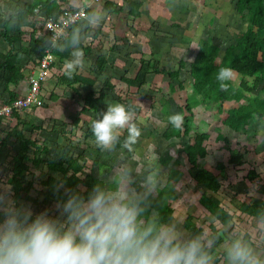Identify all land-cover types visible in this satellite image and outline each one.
Here are the masks:
<instances>
[{"label": "rangeland", "instance_id": "obj_1", "mask_svg": "<svg viewBox=\"0 0 264 264\" xmlns=\"http://www.w3.org/2000/svg\"><path fill=\"white\" fill-rule=\"evenodd\" d=\"M25 1L0 0V5L3 6L0 13L9 15L12 13V9L24 5ZM113 1H116V7L122 6L121 14H108L102 9L103 3L98 9V18L90 19L87 15L84 22L89 24L91 28L100 27L102 35L99 38L104 41L102 50L108 55V68L102 73L103 75L96 77L97 82L94 87L76 85L75 89L79 93L71 88H64L63 90L61 86H57L54 91L55 99L49 97V91L55 79L51 77L52 74L48 76L49 88L48 92L44 93L45 98L43 99L46 105L38 109L33 108L29 112H21V117L29 121V126L23 129L25 136L36 137L32 128L39 125L43 126L41 134L45 135L44 137L48 141L47 145L50 148L49 156L42 155L40 157L43 161L46 158L56 160L68 152L79 153L86 150L91 159L95 158L101 163L104 162L102 170H99L98 167L93 168L90 173L91 178L102 180L109 191L124 194L137 203L145 201L144 207L149 209V218L152 219L157 217L158 212L154 208L153 200L148 201L147 198L151 196L152 199H156L158 191L164 188L169 178L173 164L179 160L184 181L179 182L180 188L177 193L179 198L173 206L174 214L171 224L168 223L165 226L172 228L179 239L183 241L189 235L183 227L184 221L189 214H193L197 217V225L205 229V236L200 238L202 243L211 242V225H215L223 233L225 243L232 244L236 241L235 238L238 240L247 237L251 241H256L258 239L256 238V231H254L256 235L253 234V237L247 231V229L250 230V227H254V220H247L243 216V221H239L241 212L235 206L243 201L253 199L252 193H259L256 179L250 182L244 178L249 174V171H254L258 175L257 180L264 184L262 174L264 170V123L261 120L254 124L249 121L250 123L244 131L237 132L222 123L227 118L228 106L222 109L223 113H219L216 104L203 101L201 96H197L200 103L193 107L191 135L181 139L173 138L170 141L164 139L162 135L168 127L169 116L179 113V107H184L187 98L193 95V80L189 75V65L197 53L198 42L201 39L211 40L221 48V55H223L227 47L235 44L236 35L246 30L247 21L237 13L234 0H134L141 3L138 10L140 14L138 15L136 13L131 14L130 7L123 0ZM70 2L74 7L81 6L78 0H70ZM154 4L158 6L155 10L156 13L149 12V8ZM97 21L101 24L100 26H97ZM93 33L91 32L92 35ZM80 41H84V43L77 45L76 49H82L83 46H87L91 42L89 38H85L83 35H80ZM114 46L115 50L111 51L110 47ZM7 48L8 46L3 43V40H0V49L6 51ZM93 51L91 55H86L83 51L85 66L82 70L77 71L79 74L95 77L92 69L99 51ZM140 59L157 62L160 67L171 70H177L183 60L186 67L181 71L178 80H170L165 75L151 73L147 77L148 83L141 90L136 91L135 88L131 89L122 78L135 77L140 67ZM65 62L63 61V64ZM62 67L60 66L61 69ZM35 76H38V72L35 73ZM107 80L113 86L112 89L105 87ZM180 81L183 88L179 87ZM231 82L237 86L240 83L238 75ZM169 84L174 87L173 91H171ZM90 91H94L96 97L100 92L109 93L103 102L105 109L109 104H121L123 101L122 104L135 113L134 122L141 129V136L138 142L133 145L132 151L123 147V141L127 136L126 130L120 136L113 151H104L98 148L93 134L84 142L85 134L91 128L92 121L99 119L92 111L85 114L80 113L85 107L84 97ZM254 94L264 98V93L260 91H255ZM166 102L169 106L165 105ZM237 106L238 104H234L232 107ZM185 115L190 116L187 111H185ZM76 119H80V122L78 126L74 127L72 122ZM55 122H57V127L67 125L65 130L69 133L66 136L58 135V138H56L57 134L46 133V131L52 130ZM38 131L36 129L37 133ZM196 134L209 135V139L204 142L208 156L204 160H198L199 166L213 170L215 174L219 175L220 172H217L215 168L217 163L223 162L227 165L229 180L225 181L217 195L222 201V205L237 219L227 227H222L198 202L205 189L194 182L193 176L197 169L192 167L186 153H184L185 147L193 144ZM220 134L229 139L231 142L230 149L245 154L242 165L233 166L228 163L229 152L225 150L224 141L218 138ZM13 143L14 141L9 142V154L17 150ZM85 143L89 146H85ZM249 148L250 150H248ZM30 155L34 157L33 152ZM45 165H40L38 168L32 167V175L28 176V179L32 180L34 184L32 196L38 197L41 201L44 198V190L40 183L47 179L49 174L58 178L61 177L58 173L49 172ZM125 173L127 175L121 183ZM9 177L10 169L0 168V189L9 185ZM115 177H119L121 180L113 187ZM243 178L248 185L246 188L241 187L240 182H238L243 181ZM87 188V186L81 187L83 191ZM235 194L239 196L233 198ZM11 197H13L12 189ZM22 204L30 207L33 215L47 211L51 217L59 216L56 203L49 204L47 208H42V211L37 210L29 202ZM241 215L243 214L241 213ZM141 221L145 223L144 218ZM192 237L196 238L193 234ZM239 241L246 242L244 239ZM225 243L222 246L223 249L228 248ZM219 264H223V261Z\"/></svg>", "mask_w": 264, "mask_h": 264}, {"label": "trees", "instance_id": "obj_2", "mask_svg": "<svg viewBox=\"0 0 264 264\" xmlns=\"http://www.w3.org/2000/svg\"><path fill=\"white\" fill-rule=\"evenodd\" d=\"M123 1L130 7L131 14H140L138 10L141 3L134 0ZM234 1L237 13L247 21V28L245 31L239 32L236 35L235 44L227 47L223 55H221V48L211 40L201 39L198 42L197 53L189 65V75L193 80V95L187 98L184 107H179V113L184 116L182 129H174L169 123L168 127L163 132V138L168 141L173 138L181 139L191 135V131L193 130L191 125L193 107L200 103L197 96H201L203 101L216 104L219 113H223L222 109L228 106L227 118L223 120L222 123L237 132L244 131L250 120L254 118H264V98L254 94L255 91L264 93V0ZM25 2L24 5L12 9V13L9 15L0 13V37L10 46V50L6 54L0 52V71L2 72L0 76V98L2 97L3 91L7 92L9 100L6 101L5 104L12 105L15 100L21 97L17 93L10 91V87L18 86L26 79L22 66L24 65V58L27 57L28 61L36 66L38 64L37 61L46 56L50 48V52L55 58L64 61L69 60L77 45H83L84 43V41H80V35L91 40L89 45L82 47L86 55H91L93 50L99 51L92 69L95 77L76 72V74L69 79L63 73L57 77V82H53L52 89L49 91V97L52 99L56 98L54 91L57 86H63L68 89L71 88L76 93H79L75 89L76 85L89 88L94 87L97 82L96 77L103 75L102 73L109 65L108 55L102 50L104 41L99 38V36L102 35L100 27L91 28L89 24L84 22L75 23L71 26L67 34L61 37L58 45L56 44V47L51 48L48 35L52 32L46 30L45 21L55 18L65 8L71 10H75L76 8L69 3V0H26ZM80 2V7L86 9L90 19H94L95 12H99L98 9L103 3L102 9L108 14L116 13L119 15L122 11V7H116L117 3L113 0H80ZM37 9L38 11H36ZM0 10H3V6L1 5ZM38 13L43 16H41V20L36 16ZM100 25L99 21H97V26ZM91 32H94L93 35ZM110 48L111 51L115 50V46ZM185 67L186 63L183 60L180 62L177 70H171L169 68L160 67L157 62L154 63V61L151 60L147 61L145 59H140V67L135 77H123L122 80L131 88L140 90L148 83L147 77L149 74L165 75L170 80H178L181 71ZM221 67L233 68L239 76L240 83L235 86L229 81L227 91L221 90L219 81L216 80V74ZM169 86L171 91H173L174 87L171 84H169ZM105 87L112 89L113 86H111L110 81L107 80L105 81ZM179 87L183 88L181 81L179 82ZM48 88L49 86L45 87L43 93L48 92ZM27 93L28 92L22 96H25ZM105 99L106 94L103 92H100L97 97L94 91L88 92L83 101L85 107L82 108L80 113L85 114L92 111L100 118L99 114L106 111L103 106ZM234 104H238V106L232 107ZM165 105L169 106L168 102H166ZM185 111H187L190 116H186ZM26 112H29V110ZM167 115L169 114L167 113ZM6 119L9 118L2 117L0 119V133L2 131V124ZM10 120H17V125L11 127L9 124L10 128L5 129V131L8 132V135L6 134L7 137L3 138V136L0 135V167L1 165H4L2 166L4 169H9L8 167H10V172L12 173L10 185H12V191L14 193L13 200L18 207L23 205L20 203L23 201L31 203L37 210L42 211L51 203L57 204L59 201L66 200L67 190L77 192L85 197H87L97 184L108 190L102 180L94 179L90 176L94 167H98L99 170H102L104 162L101 163L100 160L98 161L95 158L91 159V157L87 155L86 150H82L79 153L68 152L66 155L56 160L53 158H46L43 161L38 155L49 156L50 154V148L47 145L48 141H46L45 135L43 136V133L41 134L43 126L39 125L32 128V132L36 134V137H26L23 132L18 130V126H27L29 125V121L21 119L19 113H14ZM79 122L80 119L74 120L72 126H78ZM36 129L39 130L38 133ZM65 129H67V125L57 127L56 124H53L52 130L46 131V133L51 132L52 134H57L56 138H58V135L66 136V134L69 133V131ZM38 134L40 137L37 136ZM91 134L92 131L91 128H89L88 132L85 134L84 142H86ZM10 135L14 137L12 141H14L13 145L17 147V150L11 152L12 155L8 153L7 156L1 151V148L9 149ZM218 138L224 141L225 150L229 152L228 163L233 166L242 165L245 154L230 149L229 146L231 142L227 137H223L220 134ZM208 139V134H196L193 144L186 146L184 153H186L192 167L197 169V172L193 176L194 182L205 189L198 201L199 204L213 216L222 227H227L234 220V214H231L229 210L222 205V201L217 196L224 186L225 181L229 180L227 165L223 162H218L215 168L220 174L217 175L213 170L200 167L198 163L199 159L204 160L208 156L207 148L204 145V142ZM84 145L89 146L87 143ZM31 152H33L34 157H31ZM10 157L11 159L8 161ZM42 164H46L45 166L49 172L58 173L61 177L58 178L49 174L47 179H44L40 183L44 190V198L41 201L38 197L32 196L31 192L34 189V184L32 180L28 179V176L32 175V167L38 168ZM180 165L181 163L179 160L175 161L169 178L164 188L158 191L156 199H152L151 196L147 198L148 201L153 200L154 208L158 212L155 219L149 218L150 211L147 207H144L145 201H139L138 204L142 212L139 219L141 220L144 218L146 224L151 223L165 226L173 219V206L179 198L177 195L180 188L179 182L184 181L183 173L180 171ZM244 178L250 182L256 179L257 183H255L259 186L258 192L264 194V184H261V182L257 180L258 175L254 171H249V174ZM120 180L119 177H115L113 187ZM82 186H87V190L83 191L81 189ZM237 197L238 196L235 194L233 198ZM235 208L242 214L264 220V201L262 199L243 201L239 203L238 206L236 205ZM196 218L197 217L193 214H189L186 217L183 227L189 235H187L183 241L193 239L192 234L199 239L205 236V229L197 225ZM210 230V235H212L211 242H203V244L205 246V251L212 258L211 262H213V264H219L223 258L227 256V251L222 248L226 240L223 233L220 232L215 225H211Z\"/></svg>", "mask_w": 264, "mask_h": 264}, {"label": "clouds", "instance_id": "obj_3", "mask_svg": "<svg viewBox=\"0 0 264 264\" xmlns=\"http://www.w3.org/2000/svg\"><path fill=\"white\" fill-rule=\"evenodd\" d=\"M55 60L49 73L55 82L63 73L71 79L85 66L84 53L79 48L72 53L71 59L65 60L61 73L58 72L61 70L58 69L60 59ZM25 64L23 69L27 65L30 67L26 73L28 80L36 66L28 60ZM236 75L231 67L219 68L216 80L220 89L227 91L228 82ZM47 86L46 80L41 89L43 99V89ZM21 112L14 113L21 116ZM99 115L100 118L91 124L97 147L113 151L126 130L123 147L132 151L141 136V129L134 122L135 113L124 104L115 103L109 104ZM6 118L9 119L3 124L15 121L14 126L17 125V120H10L12 116ZM168 121L174 129L181 130L184 116L175 113ZM25 127L18 126L24 135ZM126 175L123 174L121 183ZM66 196V200L56 205L59 216L51 217L47 211L34 216L30 207H18L11 199L10 185L0 192V214L4 217L3 221L0 220V264H211L212 258L199 238L181 241L172 228L143 223L139 219L142 214L139 204L124 194L97 184L87 197L71 190L66 191ZM226 251L229 264H264V259L242 241H234Z\"/></svg>", "mask_w": 264, "mask_h": 264}, {"label": "built area", "instance_id": "obj_4", "mask_svg": "<svg viewBox=\"0 0 264 264\" xmlns=\"http://www.w3.org/2000/svg\"><path fill=\"white\" fill-rule=\"evenodd\" d=\"M100 1V0H97ZM87 11L84 7L71 10L64 9L55 18L45 21L46 30L52 33L48 35L50 47H56L61 37L70 30L71 26L75 23L82 22L87 18ZM50 48L47 51V55L38 61L36 65V72L38 76H35V71L31 72L28 77L29 91L25 96H22L15 100L12 105H5L0 107V118L2 116L11 117L14 112H21L23 110H31L33 107H41L44 105V100L41 97V89L44 82L47 80L52 64L56 62L54 56L50 52Z\"/></svg>", "mask_w": 264, "mask_h": 264}, {"label": "crops", "instance_id": "obj_5", "mask_svg": "<svg viewBox=\"0 0 264 264\" xmlns=\"http://www.w3.org/2000/svg\"><path fill=\"white\" fill-rule=\"evenodd\" d=\"M78 1H80V0H78ZM69 3H71L70 2V0H69ZM80 4H81V2H80ZM142 6H143V3H142ZM119 7H120V5H119ZM151 8V9H150ZM149 8V12L150 11H153V13H156V11L155 10H157V8H158V6L156 5V4H154V5H151V7ZM141 10V9H140ZM147 12V11H146ZM153 13H151V15L153 16ZM36 16H38V19H42L41 18V16L42 15H40L39 13H38V15H36ZM43 17V16H42ZM97 17V12H95V17H94V19ZM45 30V29H44ZM0 40H3V43L5 44V45H7L8 46V48L6 49V51H3V50H1L0 49V52L1 53H3V54H6L9 50H10V46L7 44V42L2 38V37H0ZM71 58H72V56H71ZM70 58V59H71ZM28 59H27V57L26 58H24V60H23V62H24V65H26L25 63H26V61H27ZM63 66L62 67V69L61 70H59L58 72L59 73H61L62 71H64V64H63V61L62 60H58V69L60 68V66ZM29 66L27 65V67L24 69V74H25V77H26V73H28V70H29ZM1 71H0V76H1ZM87 76V75H86ZM62 88H64L63 86H61ZM52 89V88H51ZM28 90H29V83H28V80L27 79H24L18 86H11L10 87V91H12V92H15V93H17L19 96H22L23 94H25L26 92H28ZM3 91V90H2ZM1 91V92H2ZM9 95L7 94V92H2V97L0 98V106L1 105H4L5 104V102L6 101H8L9 100ZM262 121L263 123H264V118L263 119H258V118H254V119H252V120H250V121H252L253 122V124L254 123H256V121ZM250 123V122H249ZM9 124H10V126L11 127H13L14 126V124H15V121H9V122H7V123H4V124H2V131H1V133H0V135L1 136H3V138L4 137H7V135H8V132H6L5 131V129H9L10 128V126H9ZM7 134V135H6ZM39 135V134H38ZM253 135H254V133H253ZM11 136V139H9V142L10 141H12V140H14V137L12 136V135H10ZM2 150V152H4V154H6L7 156H8V151H9V149H7V148H5V149H3V148H1ZM6 150H7V152H6ZM248 150H250V148L248 149ZM263 152H264V146H263ZM248 154H249V151H248ZM12 155V154H11ZM9 159H11V157L10 158H8V161H9ZM2 166H4V165H1V167L0 168H3ZM5 166H6V164H5ZM8 166V165H7ZM4 169V168H3ZM7 170V169H6ZM11 172H10V177H9V179H8V184L10 185V178H11ZM263 179H264V170H263ZM243 181H238V182H240V185H241V187L243 186L244 188H246V187H248V185L246 184V182H245V180H244V178L242 179ZM234 184H235V186H236V183L234 182ZM11 186V189H12V185H10ZM3 190H6V188H2V189H0V192H4ZM239 196V195H238ZM252 196H254V198L252 199L253 201H255V200H257V199H262L263 201H264V194H261V193H256V194H253L252 193ZM13 197H11V199H12ZM21 204L23 203V201H21L20 202ZM241 216V217H240ZM243 216H245V218H247V220H254V224H253V226L254 227H250V230L249 229H247V231L249 232V234L251 235V237H253V234H254V236L256 235L255 233H254V231H256V233H257V237L256 238H258L256 241H251L250 239H249V237H247V238H243L246 242H244V244L245 245H247L249 248H251L253 251H254V253L258 256V257H260L261 259H264V220H260V219H258V218H254V217H250V216H248V215H246V214H243V215H241V213H240V215H239V221H243ZM3 219H4V217H3V215H0V220L1 221H3ZM258 220V221H257ZM172 221V220H171ZM170 221V222H171ZM233 221H237V219H236V217L234 218V220ZM169 222V223H170ZM171 224V223H170ZM247 226H250V224H247ZM240 228V227H239ZM253 232H252V231ZM243 239H238V240H243ZM234 240H236L237 241V238H235ZM226 245H227V247H229L231 244H229V243H225ZM225 250H227V249H225ZM223 264H229V261H228V257L226 256L225 258H223Z\"/></svg>", "mask_w": 264, "mask_h": 264}]
</instances>
